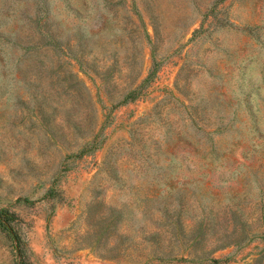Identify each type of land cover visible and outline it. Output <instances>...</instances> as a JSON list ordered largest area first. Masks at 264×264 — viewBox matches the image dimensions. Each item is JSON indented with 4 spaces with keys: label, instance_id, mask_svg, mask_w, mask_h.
<instances>
[{
    "label": "rangeland",
    "instance_id": "374dc122",
    "mask_svg": "<svg viewBox=\"0 0 264 264\" xmlns=\"http://www.w3.org/2000/svg\"><path fill=\"white\" fill-rule=\"evenodd\" d=\"M0 264H264V0H0Z\"/></svg>",
    "mask_w": 264,
    "mask_h": 264
}]
</instances>
